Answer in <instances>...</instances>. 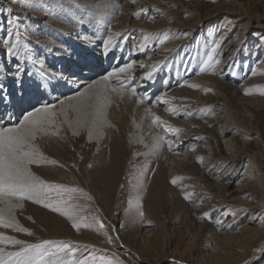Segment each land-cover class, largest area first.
<instances>
[{
    "label": "rangeland",
    "instance_id": "1",
    "mask_svg": "<svg viewBox=\"0 0 264 264\" xmlns=\"http://www.w3.org/2000/svg\"><path fill=\"white\" fill-rule=\"evenodd\" d=\"M114 1L122 5L128 0ZM90 2L0 0V40L6 36L7 21L18 20L25 43L40 60L46 61V69L62 73L71 63L79 66L77 59L82 61L79 69L84 65L91 67V61L84 57L92 56L76 50L73 44H83L77 38L87 28L82 29L68 16L70 10L77 20L85 12L89 14ZM146 2L148 6L138 5L137 11H147L141 12L139 18L133 15L132 20L147 23L151 33L133 38L125 35L121 40L123 50L117 48L111 59L116 60L120 51L125 55L123 65L131 61L163 65L155 81L147 82V94L152 97L148 101L154 104L158 101L155 97L160 95L170 101L158 102V109L166 111L158 116L168 125L182 129L179 139L167 133L165 126L153 125L152 115L144 122L133 111L123 110L122 100L113 94L106 110L112 127L102 129L100 141H88L85 130L75 136L65 125L59 136L37 140L40 150L57 160V165L32 166L33 173L46 182L81 189L72 194L71 202L86 206L81 215L99 217L113 242L109 243L95 228H81L77 232L66 217L28 200L16 214V221L32 234L2 226L0 234L27 243L46 239L71 241L76 246H90L83 251L84 255L95 248L97 255L115 254L124 264H264V253L259 251L264 249V96L259 94L264 89V0ZM159 23L168 27L153 31ZM54 31L65 32L66 41ZM101 32L104 40L110 35V28L107 33L104 29ZM144 35L150 36L149 42L138 51L137 45ZM161 39H165L163 44L159 43ZM221 41L215 57L220 64L214 72H201L211 48ZM62 47L66 51L59 52ZM101 57L100 62L105 63ZM3 63L4 53L0 51V64ZM32 67L27 63V68ZM144 73L133 83H138ZM8 80L5 84L11 82L7 87L11 86L15 93L12 80ZM65 80L55 79L52 91L57 98L52 103L58 104L78 91L67 94L65 88H59ZM37 83L38 77H25V91L31 92ZM189 84L200 87H188ZM60 90L64 92L56 93ZM247 90L252 94H245ZM170 107H177L179 114L170 113ZM201 109L210 111L201 113ZM187 112L194 114L188 116ZM20 116L19 110L13 124ZM157 136L175 140L174 143L179 140L180 146L176 144L170 150L165 143L153 156L135 155L150 152ZM55 153L63 158H57ZM197 157H204V162L200 163ZM145 162L148 173L141 186L140 171ZM118 163L117 171L113 168ZM93 172L105 176L102 187L92 184ZM109 174L114 179L111 186L107 184ZM176 177L181 179L174 185L171 181ZM185 193L190 194L189 199L184 198ZM137 196L141 198L144 219L131 223L125 212L128 201L131 199L134 204ZM132 211L135 213L134 207ZM206 212L211 219L203 217ZM0 248L15 251L19 246L3 242Z\"/></svg>",
    "mask_w": 264,
    "mask_h": 264
},
{
    "label": "snow or ice",
    "instance_id": "2",
    "mask_svg": "<svg viewBox=\"0 0 264 264\" xmlns=\"http://www.w3.org/2000/svg\"><path fill=\"white\" fill-rule=\"evenodd\" d=\"M135 3V0H132ZM9 13L12 12L8 8ZM134 13L136 17L141 16V12ZM151 19V17H149ZM7 32L4 39L0 40V51L4 53V63L0 64V104H13V93L10 92L5 84V80L10 78L15 86L16 101L20 107L21 116L15 124L0 123V226L13 228L17 232H23L28 235L32 233L28 229L19 225L12 215L14 209L22 208L23 201L28 200L43 207L50 209L54 213L66 217L72 222V227L79 232L81 228H95L98 233H103L109 243L113 238L105 230V224L95 215L84 216L80 212L86 207L80 204L72 203L74 197L72 194L79 193L82 190L76 187H68L59 183H49L32 171V166L57 165L58 161L47 157L37 144V140L44 136H59L60 130L67 125L72 129L73 135H79V130L87 131V140L92 141L94 138L99 140L103 136L102 129L112 127L107 120V108L111 104V97L115 94L119 99H124L128 93L143 103L145 98L151 100L152 97L147 94V82H154L157 73L163 65L154 63L139 66L147 70L138 83H133L134 77L130 74L136 66V61H131L117 69L102 75L99 80L89 84L86 88L78 91L76 95L66 97L60 100L58 104L44 102V93L42 89L48 88L53 78L63 79L62 73L48 71L44 65L45 60H40L39 55L34 53L24 41L21 26L18 20L9 19L7 21ZM183 35H187L184 33ZM125 34L112 33L107 35L102 41V54L107 56L117 48L122 51L121 40ZM150 36L144 35L143 40L137 45V50L146 48ZM167 39V37H165ZM165 39L159 43L163 44ZM222 41L216 43L211 48V54L207 55L203 62L201 72L215 71V67L220 64L216 59L218 49L221 48ZM66 51L61 48L59 52ZM59 52L57 54H59ZM32 64V68H27V63ZM11 69V71H9ZM25 77L31 80L39 78L37 91L40 93L36 96L25 91ZM188 87L199 88L198 84H189ZM138 89H144L141 94ZM211 91V89H206ZM247 95H251V90H247ZM264 96V89L259 92ZM156 100L169 104L170 101L163 95L155 97ZM169 112L179 114L177 107H170ZM152 115V124L165 126V131L171 133L179 139L182 129L168 125L162 121L158 115L152 114L151 109L147 110ZM210 109H201L200 112H208ZM193 112H187L186 115L192 116ZM196 139H204L198 137ZM167 144L168 148L177 147L173 140H165L164 136H157L151 151L148 153H135V155H155L158 150ZM195 151V149H192ZM200 163L204 162V157H197ZM62 166V165H61ZM91 167V165H89ZM148 173V163L145 162L140 171V183L143 184V177ZM180 177L172 179L171 183L176 185ZM123 187V185L121 186ZM185 199L190 198V194L185 193ZM91 199V197H88ZM135 208V213L132 209ZM235 215V213H230ZM125 215L131 223L143 221L144 212L142 211L141 198L136 197L135 203L130 199L128 209ZM203 217L211 219V214L206 212ZM118 239V238H117ZM8 242L12 245H18L19 249L15 251H5L0 248V264H124L118 257H107L97 255V250L92 249L91 253L84 255L90 246H76L71 241L66 240H41L38 243H27L15 239L14 237L0 234V243ZM264 253V249L259 250ZM81 252L78 256L77 253ZM245 264H251L246 261Z\"/></svg>",
    "mask_w": 264,
    "mask_h": 264
},
{
    "label": "bare ground",
    "instance_id": "3",
    "mask_svg": "<svg viewBox=\"0 0 264 264\" xmlns=\"http://www.w3.org/2000/svg\"><path fill=\"white\" fill-rule=\"evenodd\" d=\"M131 1L132 0L125 1L122 5L119 4L120 5L119 6L114 0H91V2L88 3V6H89L88 11L90 10L89 14L87 12H85V14L83 16H81V17L79 16L80 18H78V20L76 17H74L75 16L74 12H71V10L68 12L69 19L72 22L76 21L78 23L79 27L83 26L82 29L87 28V31L84 33H81L82 36H78V38H77V40L80 39L79 41L83 42L82 45H77V46H84L85 49L87 48L86 51L77 48V46L75 47L76 43H74L72 41L74 44V48L76 50H79L80 52L83 51L84 54H88V55L92 56V58L84 57L85 58L84 60L91 61V64H90L91 67H89V65H84L85 68L79 69V66L76 63H74V64L71 63L70 66L68 65L69 68L64 67V69H63L64 71L62 72V74H63V78H66V80L64 81V83L60 82V85L58 87L62 88V89L65 88V90H64L65 93L72 94L76 90H78V91L83 90L89 84H93L95 81L99 80L102 75L106 74L107 72L113 71V70L117 69L118 67H121L123 65V63L126 62L124 59L125 55H123L120 51L117 54L118 55L117 59L113 60V61L110 60L111 59L110 56L115 54V50L111 54H109L108 56H105L102 54L103 49H102L101 45H102V41H103L102 38H103L104 32L102 33L101 31L103 29L106 30V33H107L108 29L110 28V34H112V33H123L126 36L129 35L128 36L129 38H133L135 36H142L143 34L151 33L152 30L147 23L132 20L134 13L139 8L138 5L142 6V7L148 6L146 0H138L139 1L138 5H132ZM118 13H119V15H117ZM108 18H112V19H108ZM106 21H107V25L104 27V24ZM167 27L168 26L166 24L159 23L157 25V29H155L153 31L161 32V31H164V29H166ZM89 31L91 32V34H89ZM57 32L58 31H54L55 34ZM64 33L58 32L56 36L59 37L62 41H66L65 40L66 35ZM84 34H86V35H84ZM90 51L94 52V54H89ZM101 56H103L106 59V63H103V61H102V63L100 62V60L102 58ZM150 56H152V55H150ZM77 60L79 61V59H77ZM126 60H127V58H126ZM61 61H63V60H61ZM149 61H150V59H149ZM64 62L65 61H63V63ZM106 64L110 65L108 67V69L106 68L107 67ZM80 65L82 66V64H80ZM139 65H140V62H136V66L131 70L130 74L134 77V79L137 78L142 73L146 72V70L144 68H142L143 71H141V68ZM47 70L52 72V69L47 68ZM73 72H75V74ZM170 74H171V72L169 73L168 77L170 76ZM169 78H168V80H169ZM5 81L7 82L9 80L6 79ZM55 82H56L55 79L53 81H51V84H49L48 88L46 89V93L43 92L44 93V102L52 103L53 98L55 97L53 95L54 93L52 91L53 90L52 87L55 85ZM7 84L11 85V82L10 83L8 82ZM61 84H63V85H61ZM8 85H6V86H8ZM7 88L9 91H13L11 86H9ZM64 91L60 90V91H56V93L58 92L59 94L60 93L62 94V92H64ZM138 91L141 94L143 93V89H138ZM26 92H30V91L27 90ZM30 93H32L36 96L40 95V93L37 91V88L33 89ZM76 93L73 95H70V96H74V95H76ZM48 97L51 98L49 101H47ZM55 98H57V97H55ZM58 98H59V96H58ZM65 99H66V96L62 100H65ZM158 102L159 101H156V102H154V104H152L151 101H148V99L145 98L144 102L140 103V102H138V99L136 97H133L130 94L126 93L124 99H122V101H121V108L125 111L127 109L130 111H133V113L139 115L141 120H143L145 122V120L147 118H149L148 115H151L147 111L149 108L151 109V113L156 114V115H160L161 113L163 114L166 112L162 108L158 109V107L161 106ZM145 103L150 104V106H147ZM9 106H10L9 109H8V106H7V108H4V110L8 109V111H3V112L1 111V110H3V106H1V108H0V122L7 123V124L11 125L14 123L15 120H17L18 111L20 110V107L16 101L15 93L13 96V104L9 105ZM97 141H100V140H97ZM174 141L175 140H173V142ZM174 144H179V146H180V141L177 140V142ZM55 155H57L56 157L59 159H61V157L63 158L62 155L59 156V154H57V153H55ZM156 157H158V156L156 155ZM117 166L119 167L120 163L115 164L113 169L118 171ZM32 171H33V167H32ZM97 173L98 172H93L94 176L92 175V180H93L92 184L94 183L96 186H98V188H100L104 185L102 183V181L105 178V176L100 174L101 172L99 174H97ZM110 174H111V172H110ZM110 174L107 175L106 177H109L110 181H108L107 184H109L111 186V185H113L114 179L111 176L113 173L111 175ZM88 175L91 176L89 173H88ZM153 187L155 188L156 186L154 185ZM0 207H3V205L0 204ZM19 209H21V208L14 209V211L12 213V215L15 217V220H16V214H18Z\"/></svg>",
    "mask_w": 264,
    "mask_h": 264
}]
</instances>
